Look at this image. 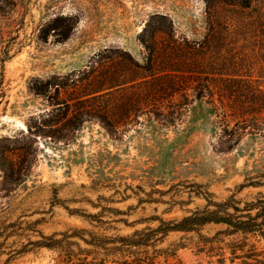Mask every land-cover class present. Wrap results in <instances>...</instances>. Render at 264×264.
I'll use <instances>...</instances> for the list:
<instances>
[{
    "label": "rangeland",
    "instance_id": "374dc122",
    "mask_svg": "<svg viewBox=\"0 0 264 264\" xmlns=\"http://www.w3.org/2000/svg\"><path fill=\"white\" fill-rule=\"evenodd\" d=\"M235 1L16 0L12 11L0 14V159L5 151L17 162L22 153L29 169L17 185L4 182L0 169V218L40 220L37 229L45 235L76 233L68 240L77 253L66 261L56 249L41 247L9 261L2 254L0 264H101V236L157 226L158 220H147L154 215L180 218L206 203L198 191H208L215 200L232 194L242 201L264 196V133L238 129V143L223 151L220 141L229 137L223 130L234 122L206 99L193 101L174 125L142 115L110 134L95 116L101 102H74L88 113L78 128L63 125L73 104L60 122L48 124L52 106L30 88L47 78L79 87L101 72L105 48L127 50L143 61L138 36L153 14L165 15L167 19H160L165 24L171 20L177 36L200 40L210 24L225 21L226 9H240ZM255 2L264 7V0ZM213 9L221 11L216 21L208 17ZM64 31L69 35L62 38ZM230 46L254 48L242 41ZM252 61L257 75L259 53ZM50 92L54 95V89ZM59 97H66L62 89ZM220 227L208 225L202 233L211 235ZM197 237L195 232H170L158 246L172 247L175 253L161 255L155 264H219ZM257 246L264 253V238Z\"/></svg>",
    "mask_w": 264,
    "mask_h": 264
},
{
    "label": "trees",
    "instance_id": "16d2710c",
    "mask_svg": "<svg viewBox=\"0 0 264 264\" xmlns=\"http://www.w3.org/2000/svg\"><path fill=\"white\" fill-rule=\"evenodd\" d=\"M255 1L236 0L233 4L240 9H226L225 21L220 25L210 24L200 40L177 36L171 20L165 24L161 22L167 19L165 15L153 14L138 36L145 50L143 61L127 50L105 48L101 50V72L79 87L75 82L47 78L30 88L46 97L52 106L49 110L52 119L48 124L60 122L73 104L75 109L63 125L78 128L85 120L81 117H87L88 113L79 111L74 102L92 100L97 105L101 102V110L97 111L100 114L95 116L110 134L118 132L122 124L136 122L142 115L174 125L183 120L193 101L206 99L215 109L219 106L221 116H230L234 122L230 130L229 123L226 124L223 131L229 137L220 141L224 144L221 149L228 151L239 141L238 129L264 133V7L257 6ZM15 5L16 0H0V14L9 13ZM243 8L250 11L244 12ZM208 17L216 21L221 17L220 9L209 11ZM61 34L64 38L69 31ZM239 41L251 43L254 48L247 51L242 46L239 49L230 46ZM258 53L262 67L254 75L256 63L252 59H256ZM50 88L54 89V95ZM60 89L66 97H59ZM26 161L21 153L17 160L19 166H16L17 162L4 151L0 159L3 181L13 185L23 182L29 171L24 165ZM198 193L205 196L206 203L187 210L180 218L165 220L154 215L147 220H158L157 226H145L128 234L101 236L104 255L101 264L109 260L114 264H155L161 255L166 258L174 255V248L158 246L172 231L197 233L198 245L217 256L219 264H226L227 260L228 264H264L263 250L257 246L264 238V196L242 201L232 194L215 200L208 191ZM39 223L37 219L8 222L0 218V256L7 254L6 261H9L41 247L56 249L66 261L77 256L71 247L75 243L68 240L76 233H62V237H56L55 233L45 235L37 229ZM212 224L221 227L211 235L202 233ZM32 236L38 237L33 239ZM97 241L93 240L95 247L99 246ZM79 249L88 254V250ZM78 260L86 262L85 258Z\"/></svg>",
    "mask_w": 264,
    "mask_h": 264
}]
</instances>
